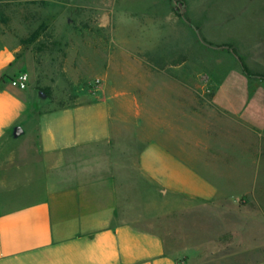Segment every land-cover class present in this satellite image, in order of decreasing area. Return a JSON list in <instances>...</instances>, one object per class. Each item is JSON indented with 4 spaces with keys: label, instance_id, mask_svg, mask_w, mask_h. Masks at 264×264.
<instances>
[{
    "label": "crops",
    "instance_id": "crops-1",
    "mask_svg": "<svg viewBox=\"0 0 264 264\" xmlns=\"http://www.w3.org/2000/svg\"><path fill=\"white\" fill-rule=\"evenodd\" d=\"M121 31L119 61L104 68L97 96L66 107L10 84L25 71L0 37V264H185L161 231L203 205L219 208L217 233H238L221 221L220 209L238 194L218 183L217 153L233 146L239 122L264 129L248 116L255 108L264 114V100L247 104L235 90L226 103L228 89H220L213 106L236 133L215 129L210 147L189 124V60L178 67L176 93L166 33L142 25L134 37ZM126 128L135 136L122 135Z\"/></svg>",
    "mask_w": 264,
    "mask_h": 264
},
{
    "label": "rangeland",
    "instance_id": "rangeland-1",
    "mask_svg": "<svg viewBox=\"0 0 264 264\" xmlns=\"http://www.w3.org/2000/svg\"><path fill=\"white\" fill-rule=\"evenodd\" d=\"M140 25L166 33L176 93L182 87L178 67L189 60V124L192 133H199L197 139L212 147L220 136L215 129L232 127L235 135L236 123L220 115L213 98L224 88L226 103L235 90L240 94L236 98L243 97L247 104L264 100V80L247 77L241 65L264 76V0H0V37L29 75L28 90L48 97L55 107L94 99L104 68L119 61V30L134 37ZM221 45L228 48H218ZM178 99L175 95L171 101L178 104ZM257 110L248 116L264 121ZM215 113L219 119H209ZM122 131L127 137L136 134L128 128ZM233 139V146H220L223 169L216 178L223 186L234 184L230 193L238 196L220 211L222 223L234 230L238 226V233H217L222 224L215 220L216 205L175 215L161 232L176 244L175 254L185 264H264V129L239 122ZM228 166L240 174L228 176ZM244 186L254 189L242 191Z\"/></svg>",
    "mask_w": 264,
    "mask_h": 264
},
{
    "label": "built area",
    "instance_id": "built-area-1",
    "mask_svg": "<svg viewBox=\"0 0 264 264\" xmlns=\"http://www.w3.org/2000/svg\"><path fill=\"white\" fill-rule=\"evenodd\" d=\"M29 80H30L29 75L27 73H20L19 75L14 76L10 80V84L13 87H16L21 90H25L28 88Z\"/></svg>",
    "mask_w": 264,
    "mask_h": 264
},
{
    "label": "trees",
    "instance_id": "trees-1",
    "mask_svg": "<svg viewBox=\"0 0 264 264\" xmlns=\"http://www.w3.org/2000/svg\"><path fill=\"white\" fill-rule=\"evenodd\" d=\"M218 48L225 49V48H228V46H227V45H221V46H218ZM230 51H231L233 54H237L236 51H234V49H230ZM241 65H242L243 72H244V74H245L247 77H249V78H255V77H258V78H261V79L264 80V76H262V75H256V74L252 73V72L248 69V67H247L243 62L241 63Z\"/></svg>",
    "mask_w": 264,
    "mask_h": 264
}]
</instances>
